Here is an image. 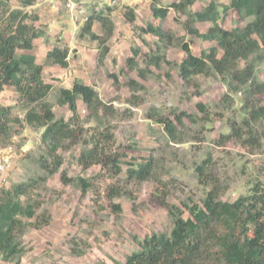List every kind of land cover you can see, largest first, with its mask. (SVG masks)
<instances>
[{"label": "rangeland", "instance_id": "obj_1", "mask_svg": "<svg viewBox=\"0 0 264 264\" xmlns=\"http://www.w3.org/2000/svg\"><path fill=\"white\" fill-rule=\"evenodd\" d=\"M71 1L75 4L72 12L65 7V0H38L40 6L25 9L37 18L29 22L46 32L34 40L30 53L44 65L43 79L53 86L48 100L53 103L56 116L67 119L70 115L67 107L54 103L56 89L70 87L74 79H80L91 85L114 112L96 121L90 119L83 103L78 101L84 126L82 140L59 149L62 164L58 171L36 184L30 192L40 203L36 212L46 209L49 223L26 230L23 236L25 253L19 263L0 259V264H96L101 261L111 264L114 260L122 261L137 249L145 236L170 231L172 221L162 202L178 206L187 217L184 204L200 202L211 187L207 181L209 177L219 184L221 199L226 201L246 194L251 180L264 182V140L250 144L246 130L238 127L245 113L241 93H229L215 75H195V85L184 83L178 75L177 64L185 55L180 47L182 42L188 43L196 55L213 44L188 34L183 24L185 15L170 9L160 21L151 13V0H116L113 5L104 4L105 14L113 20L115 28L106 43L109 51L100 63L97 42L78 36L81 19L89 10H94V6L88 0ZM171 1L178 0H160V4ZM212 1L222 6L230 3V0H199L189 9L199 10ZM9 3L12 7L19 6V0H9ZM128 8L134 11L133 22L126 19ZM245 21L234 9H229L222 14L220 23L224 28H232L242 26ZM147 23L168 31L173 43L162 44L154 35L141 31ZM209 25L207 22L194 23L199 32L207 31ZM93 31L101 34L100 25L95 24ZM156 43L161 46L157 53L164 55L166 60L160 67L149 66L144 71L145 77L129 69L125 59L132 56L134 50H139L138 68L144 69L145 57L156 52ZM54 46L69 49L67 67L46 63V52ZM256 75L264 79V63L257 66ZM129 80L135 81V90L130 87ZM227 93L231 94L230 98H225ZM15 99L16 93L10 86L0 94V103L13 106V115L21 118L24 110L15 104ZM258 99L264 104V93ZM196 102L207 105L208 121L197 124L185 121L183 127L178 126L180 141L145 115L151 106L163 113L172 108L197 113ZM102 130L111 131L110 146L122 153L119 174L102 170L97 164L82 168L77 162L84 140ZM40 132L23 123L14 128L5 145L0 143V153L9 151L10 147L16 155L13 165L0 173V187L9 188L38 175L46 176L37 162L43 151ZM226 134L228 138L223 137ZM149 158L154 168L151 179L126 180L125 172L130 163ZM207 159L210 166L207 174L210 175L200 177L196 167ZM62 170L74 181L63 183ZM76 177L88 180L89 187L78 186ZM78 251L82 253L78 255Z\"/></svg>", "mask_w": 264, "mask_h": 264}, {"label": "trees", "instance_id": "obj_2", "mask_svg": "<svg viewBox=\"0 0 264 264\" xmlns=\"http://www.w3.org/2000/svg\"><path fill=\"white\" fill-rule=\"evenodd\" d=\"M36 1L19 0V6L12 7L9 0H0V94L7 86L12 87L16 93L15 104L24 110L19 118L13 115V106L0 103V143L5 145L11 139L14 128L23 123L40 129L39 143L43 151L37 157V162L46 175L17 182L9 188L0 187V259L15 263H19L25 253L23 236L26 230L29 227L40 228L50 220L46 209L36 212L40 203L32 198L31 190L58 171L62 164L59 149L66 147L67 143L78 144L82 140L84 126L78 101L83 103L90 119L96 121L114 112L91 85L74 79L70 87H58L54 96V103L66 106L70 115L67 119L56 116L53 103L48 100L53 86L43 79L44 65L30 53L34 40L46 34L29 22L37 18L25 10ZM197 1L178 0L161 5L160 0H151L150 9L154 18L160 21L170 9L185 15L183 24L188 34L213 42L198 55L191 51L188 43L182 42L180 47L185 55L177 64L178 75L190 85H195V75H215L229 93L240 92L245 113L238 127L246 130L250 144L254 141L259 144L260 140H264V104L258 99L264 93V79L258 78L256 70L258 65L264 63V0H230L226 6L212 1L199 10L191 11L189 7ZM229 9H234L239 18L246 19L242 26L222 27V14ZM105 13L104 9L97 12L89 10L78 34L80 38L97 42L100 63L109 51L106 43L115 28L113 20ZM125 16L129 22L135 19L134 11L130 8ZM195 22L210 25L207 31L199 32L194 26ZM95 24L100 25L101 34L93 31ZM141 31L154 35L157 42L162 44L173 43L172 35L159 25L147 23ZM156 46V52L146 55L144 69L138 68L136 57L139 50H134L133 55L125 59L129 69L145 77L144 71L149 66L160 67L166 60L164 55L157 53L161 46L158 43ZM68 55L67 47L54 46L46 52L45 60L48 64L65 68L68 66ZM110 77H114V74H110ZM128 83L132 90L136 89L135 81L129 80ZM229 93L225 94V98H230ZM195 107L197 113L178 108L163 113L151 106L145 115L161 124L173 139L180 141L178 126L183 127L185 121L192 124L208 121L207 105L196 102ZM228 135L223 137L228 138ZM112 139L111 131L102 130L89 140H84L77 157L78 164L82 168L97 164L102 170L119 174L122 153L112 149ZM209 167L208 159L196 167L200 177L210 175L207 174ZM125 175L126 180L141 182L151 179L154 176L151 158L130 163ZM209 178L207 181L211 187L200 202L184 204L187 217H184L183 209L162 202L172 221L170 231L145 236L137 249L128 253L122 261L114 260L111 264H264V182L251 180L246 194L226 201L221 199L219 184ZM60 179L63 183L74 181L63 170ZM76 183L83 189L90 185L88 180L81 177H76ZM114 207L119 209L118 205ZM81 253L77 252L78 255ZM96 264L107 263L101 261Z\"/></svg>", "mask_w": 264, "mask_h": 264}, {"label": "built area", "instance_id": "obj_3", "mask_svg": "<svg viewBox=\"0 0 264 264\" xmlns=\"http://www.w3.org/2000/svg\"><path fill=\"white\" fill-rule=\"evenodd\" d=\"M88 1H91L94 6V9L98 11L104 4L110 6L113 5L116 0H88ZM54 7L56 6L54 5L53 8ZM65 7L69 12H72L75 7V4L71 0H65ZM81 20L83 21L84 18ZM7 148L8 147H6L5 149ZM8 150L9 151L0 153V173H4L8 168H10L13 165L14 158L16 157L15 152H12L10 147Z\"/></svg>", "mask_w": 264, "mask_h": 264}, {"label": "clouds", "instance_id": "obj_4", "mask_svg": "<svg viewBox=\"0 0 264 264\" xmlns=\"http://www.w3.org/2000/svg\"><path fill=\"white\" fill-rule=\"evenodd\" d=\"M84 1H86V0H84ZM37 2V1H36ZM36 2H35V4H36ZM34 4V5H35ZM103 9V6L98 10V11H100V10H102ZM95 10V9H94ZM96 12H97V10H95ZM86 20V16L84 17V20L82 21V23H81V25L83 24V22Z\"/></svg>", "mask_w": 264, "mask_h": 264}, {"label": "crops", "instance_id": "obj_5", "mask_svg": "<svg viewBox=\"0 0 264 264\" xmlns=\"http://www.w3.org/2000/svg\"><path fill=\"white\" fill-rule=\"evenodd\" d=\"M39 4H40V3H38V0H37V2H36V4H35V5H36V6H40Z\"/></svg>", "mask_w": 264, "mask_h": 264}]
</instances>
